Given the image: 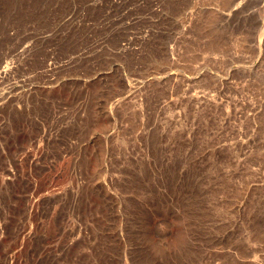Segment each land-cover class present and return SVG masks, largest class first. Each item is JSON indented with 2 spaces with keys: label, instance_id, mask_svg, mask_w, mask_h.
<instances>
[{
  "label": "rangeland",
  "instance_id": "374dc122",
  "mask_svg": "<svg viewBox=\"0 0 264 264\" xmlns=\"http://www.w3.org/2000/svg\"><path fill=\"white\" fill-rule=\"evenodd\" d=\"M0 264H264V0H0Z\"/></svg>",
  "mask_w": 264,
  "mask_h": 264
},
{
  "label": "bare ground",
  "instance_id": "6f19581e",
  "mask_svg": "<svg viewBox=\"0 0 264 264\" xmlns=\"http://www.w3.org/2000/svg\"><path fill=\"white\" fill-rule=\"evenodd\" d=\"M4 74V73H3Z\"/></svg>",
  "mask_w": 264,
  "mask_h": 264
}]
</instances>
